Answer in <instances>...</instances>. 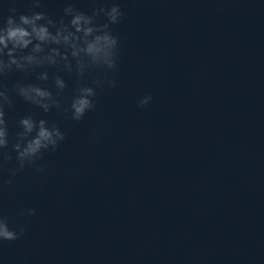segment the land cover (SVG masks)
<instances>
[{"label":"clouds","instance_id":"1","mask_svg":"<svg viewBox=\"0 0 264 264\" xmlns=\"http://www.w3.org/2000/svg\"><path fill=\"white\" fill-rule=\"evenodd\" d=\"M33 6L40 7L39 0H34ZM10 11L12 15L0 24V78L7 77L14 71L30 75L37 69H44L39 72L37 79L47 82L50 78L47 68L62 67L68 74L75 70L80 81H83L87 69L116 70L119 38L112 33L110 26L123 19V12L118 4H113L110 8H94L91 14L68 6L64 9V15L70 17L68 24L63 19L57 24L42 12L30 15L21 13L17 18V10L12 8ZM101 14L106 17V22L97 24L96 19ZM51 78L56 89L55 95L48 87L33 83H14L11 91L44 113L55 108L65 114L70 113L71 119L77 122L95 108L96 89L103 87L99 77L90 84L81 83L67 108H62L58 99L67 87L65 80L56 73ZM107 83L111 87L116 86L114 79ZM151 101V94H146L140 99L138 107H146ZM11 105L9 89L0 85V165L13 159L11 152L16 154L17 165L9 168L10 177L4 181L9 185L26 166L33 167L38 173L44 172L45 169L37 162L43 158L45 151H56L66 138L55 123L42 118L37 120L33 115H28L17 121L18 130L10 152L5 108ZM26 214L34 216L36 209L29 208ZM25 231L24 225L10 227L8 218L0 214V241H16Z\"/></svg>","mask_w":264,"mask_h":264}]
</instances>
